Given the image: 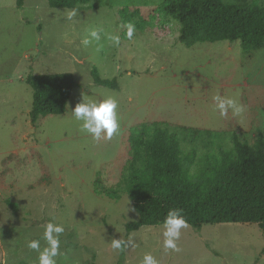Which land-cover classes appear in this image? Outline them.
<instances>
[{"label": "rangeland", "instance_id": "374dc122", "mask_svg": "<svg viewBox=\"0 0 264 264\" xmlns=\"http://www.w3.org/2000/svg\"><path fill=\"white\" fill-rule=\"evenodd\" d=\"M162 1L92 0L68 21L65 13L73 8L50 7L48 0H25L21 8L17 0H0V264H38L39 253L27 242L39 240L42 251L49 221L65 228L57 264H142L146 254L159 264H264L259 225H189L180 250H165L163 224L127 233L126 224L139 218L128 194L113 199L99 192L120 181L131 129L140 123L225 131L218 142L225 147L234 134L253 143L264 133V48L244 54L240 40L188 47L178 39V21L156 12ZM124 7L156 18L144 30L135 26L129 40ZM93 29L99 42L90 36ZM109 34L120 37L119 46L109 43ZM85 39L91 42L84 45ZM94 68L118 87L95 83ZM44 72H70L76 86L64 114L34 125L26 79ZM217 95L237 100L245 111L221 116ZM83 97L117 100L118 135L97 141L80 131L72 110ZM183 137L178 132L185 151L207 150L203 139L189 144ZM113 238L131 243L114 250Z\"/></svg>", "mask_w": 264, "mask_h": 264}, {"label": "trees", "instance_id": "16d2710c", "mask_svg": "<svg viewBox=\"0 0 264 264\" xmlns=\"http://www.w3.org/2000/svg\"><path fill=\"white\" fill-rule=\"evenodd\" d=\"M92 0H48L50 7L81 8ZM25 0H17L23 7ZM156 12L171 16L180 24L178 39L191 47L199 42L241 41L244 54L264 48V2L258 0H163ZM126 24L136 21L144 30L156 18H144L139 8L121 10ZM126 33V32H124ZM95 83L117 88V81L92 70ZM27 83L33 90L31 122L41 117L64 114L73 88L70 72L31 73ZM178 132L187 143L203 139L207 150L196 147L185 151ZM225 131L179 125L169 122H143L131 129L130 157L120 181L99 190L119 199L127 193L138 213V220L126 224L127 233L143 226L162 225L169 209L177 208L189 225L240 223L259 225L264 231V133L253 143L234 134L225 147ZM183 139V140H184ZM220 146L219 151L210 150Z\"/></svg>", "mask_w": 264, "mask_h": 264}, {"label": "clouds", "instance_id": "9594fccd", "mask_svg": "<svg viewBox=\"0 0 264 264\" xmlns=\"http://www.w3.org/2000/svg\"><path fill=\"white\" fill-rule=\"evenodd\" d=\"M78 13V9L73 8L66 11L65 19L73 20ZM127 31L126 36L129 40L133 39L135 33V25L128 23L125 25ZM93 40L99 42L101 40L100 32L93 29L90 33ZM107 40L113 46H119L120 37L118 35H107ZM91 41L85 39L84 45H88ZM215 107L221 116H226L231 110L233 115H240L245 111L244 105L238 103L233 98H224L219 95L215 96ZM75 121L79 122V128L82 133L91 136L94 140L112 139L114 135H118L120 131V121L118 116V102L113 97H107L99 100H87L83 97L82 102L78 103L72 110ZM189 227V222L182 214L181 209H169L163 221V246L165 250L179 251L178 241L182 235V230ZM65 228L63 224L49 221L43 232V239L47 246L41 251L39 240H30L27 247L36 250L38 255V264H57L56 258L60 254L61 234ZM129 243L121 238H113L111 247L114 250H123ZM142 264H159V261L151 254L143 257Z\"/></svg>", "mask_w": 264, "mask_h": 264}]
</instances>
